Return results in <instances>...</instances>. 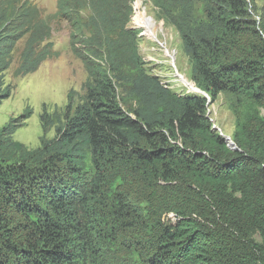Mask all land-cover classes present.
<instances>
[{"label":"trees","instance_id":"16d2710c","mask_svg":"<svg viewBox=\"0 0 264 264\" xmlns=\"http://www.w3.org/2000/svg\"><path fill=\"white\" fill-rule=\"evenodd\" d=\"M134 1H56L87 80L57 126L40 116L55 136L38 148L12 139L30 111L0 128V264H264V30L252 2L149 0L203 93L176 95L136 53ZM50 36L32 3L0 0V104L16 44L23 77L58 56ZM219 94L256 108L233 149L207 114Z\"/></svg>","mask_w":264,"mask_h":264},{"label":"rangeland","instance_id":"374dc122","mask_svg":"<svg viewBox=\"0 0 264 264\" xmlns=\"http://www.w3.org/2000/svg\"><path fill=\"white\" fill-rule=\"evenodd\" d=\"M27 1L36 6L41 16L49 19L51 27L49 40L52 41L58 56L46 60L34 73L18 76L16 70L25 39L16 44L12 63L4 72L2 79V88L10 86L11 94L0 104V128L10 121H18L25 111H30V117L16 130L12 139L26 149L34 150L40 146L42 139L50 140L55 136L54 126L59 124V119L63 121L68 96L71 97L74 106L79 103L87 75L81 62L70 52L69 25L54 16L57 0ZM136 1L130 4L127 25L137 32L136 53L144 68L150 75L156 77L161 85L176 95H203L199 90L190 91L189 62L180 49L179 36L175 28L163 18H159L158 11L149 0ZM251 2L253 7L251 15L257 21V25L264 30V0ZM83 14L85 15V12ZM128 91V87L118 88L126 110L135 106V100ZM254 110L256 108L249 105L236 107L232 96L219 94L216 101L208 106L207 114L212 128L223 136L226 142V139L232 142L237 123L243 122L245 117L250 118L254 115ZM44 112L52 115L55 124L45 132L40 125V116ZM258 112L264 118V110L260 109Z\"/></svg>","mask_w":264,"mask_h":264},{"label":"bare ground","instance_id":"6f19581e","mask_svg":"<svg viewBox=\"0 0 264 264\" xmlns=\"http://www.w3.org/2000/svg\"><path fill=\"white\" fill-rule=\"evenodd\" d=\"M137 1L135 0L134 2H132V3H136ZM136 28V27H135ZM137 29H139V28H137ZM140 37H143V36H140ZM141 39V38H140ZM140 43V42H139ZM138 43V44H139ZM176 77V76H175ZM164 84V83H163ZM190 91H191V89H190ZM232 143H231V141H227V147L229 148V149H233L234 148V145L232 146L231 145Z\"/></svg>","mask_w":264,"mask_h":264},{"label":"water","instance_id":"95a60500","mask_svg":"<svg viewBox=\"0 0 264 264\" xmlns=\"http://www.w3.org/2000/svg\"><path fill=\"white\" fill-rule=\"evenodd\" d=\"M229 142V139H226ZM232 143V142H231ZM233 146V143L231 144Z\"/></svg>","mask_w":264,"mask_h":264}]
</instances>
